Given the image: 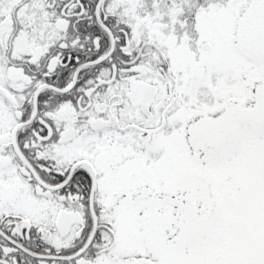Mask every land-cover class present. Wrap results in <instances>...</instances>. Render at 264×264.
<instances>
[{"label": "snow or ice", "instance_id": "snow-or-ice-1", "mask_svg": "<svg viewBox=\"0 0 264 264\" xmlns=\"http://www.w3.org/2000/svg\"><path fill=\"white\" fill-rule=\"evenodd\" d=\"M0 264H264V0H0Z\"/></svg>", "mask_w": 264, "mask_h": 264}]
</instances>
